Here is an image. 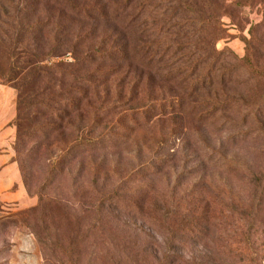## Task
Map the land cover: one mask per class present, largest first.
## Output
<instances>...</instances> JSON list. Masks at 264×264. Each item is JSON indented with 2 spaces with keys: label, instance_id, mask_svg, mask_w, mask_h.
Instances as JSON below:
<instances>
[{
  "label": "rangeland",
  "instance_id": "rangeland-1",
  "mask_svg": "<svg viewBox=\"0 0 264 264\" xmlns=\"http://www.w3.org/2000/svg\"><path fill=\"white\" fill-rule=\"evenodd\" d=\"M68 2L0 0V264H74L56 247L60 239L64 244L70 239L81 260L95 255L82 264H109L107 255L120 264H159L168 252L170 264H264V229L254 237L257 258L252 254L256 249L248 248L239 232V221L249 214L254 174L264 178V137L244 136L253 124L250 119L243 125L242 108L215 111L203 91L189 95L185 81H167L166 73L174 66L147 68L133 50L130 61H124L127 56L116 49L122 30L118 17L127 3L137 23L166 19L171 3L153 0L143 14L129 0H71L80 7H96L84 16L72 12ZM210 11L205 8L203 13ZM232 13L221 19L224 33L216 47L241 58L250 23L263 19V7L255 2ZM76 35L80 57L88 49L104 47L103 58L94 56L75 74L86 76L87 97L65 94L76 102L58 107L60 118L53 120L55 132L50 135L43 126L44 109H25L24 145L17 144V78L2 74L10 55L30 52L28 63L39 58L43 65L65 61L63 94L70 89ZM53 39L64 46H56ZM25 60L20 57L19 65ZM31 121L37 128L31 130ZM82 122L87 135L78 130ZM41 129L45 131L37 136ZM81 137L93 142L89 150L71 152L65 172L46 180L49 160ZM110 193L116 199L99 216L94 203L100 194ZM40 195L47 207L39 208ZM60 197L76 211H62ZM202 218L210 223L207 230L190 233L189 227ZM41 220L54 224L44 245L32 228L43 237ZM173 233L177 236L171 240ZM96 245L100 251L93 249Z\"/></svg>",
  "mask_w": 264,
  "mask_h": 264
},
{
  "label": "trees",
  "instance_id": "trees-1",
  "mask_svg": "<svg viewBox=\"0 0 264 264\" xmlns=\"http://www.w3.org/2000/svg\"><path fill=\"white\" fill-rule=\"evenodd\" d=\"M68 1L72 12L78 15L87 16L88 11L96 9V7H80L72 3L71 0ZM135 1L129 0V2ZM202 1L205 4L201 3ZM152 2L153 0H142L138 3L137 0L133 10L140 8L144 14V12H147L144 11L145 8L150 7L153 4ZM255 2H258L263 7V19L259 22L250 23V35L244 38V56L239 58L230 50H218L216 41L224 33L221 23L222 17L225 15L232 17V10H241L244 6L253 5ZM165 3H171L169 9H166L164 12L167 15L166 19L162 21L147 20L141 23H137L133 19V15L127 11L132 10V6L130 7V4L127 3V10H124L118 17L122 24V30L120 31L121 39L117 40L121 43L116 48L121 56H127V59H124V61H130L133 50L143 60L139 64L147 68H156V64L160 66L159 69L163 70L164 68L174 66V69L168 70L166 73L167 81H173L176 78H180L181 83L185 81V87L189 95L194 94L196 91H203L206 94V99L211 102L210 107L215 111L220 108L225 111L230 106L236 109L242 108L245 110L243 125L248 123L250 119L249 122L253 124V127L248 131L249 133L244 134V136L251 135L254 139H258L260 135L264 137V31L262 35L259 33L260 29L264 28V0H165ZM154 7L157 8L156 5ZM181 7L185 9L182 10ZM205 8L211 10L208 15L203 13ZM97 11L99 10L97 9ZM182 16H185V19ZM140 27H144L146 30L144 31L142 28L140 30ZM144 37L146 39L150 37V39H147L148 41L141 39ZM56 40L53 39V43L56 46H64L61 40ZM79 43L80 35H76L71 45L74 63L72 64L73 69L70 70V75L72 76L70 89L63 94L61 87L62 85L64 86L62 81L64 80L66 71L63 66L69 65L65 61L56 60L49 65H43L39 58L37 60L34 58L32 63H28L31 61V56L33 58V54L30 52L20 55V53L13 51L12 55H10L9 66L2 74H5L4 76L9 78V80L17 78V83H15L18 92L19 108L17 116L19 131L17 144L24 145L22 141L23 130L21 129L28 117L25 114V109L32 108L36 111H40V108L44 109L47 122L43 126L47 135H50L55 132L51 130L54 129L53 120L60 118L58 107L65 106L66 104L73 107V102H76L75 99L68 100L65 94L73 93L78 94L79 98L83 96L87 97V94H85V90L87 89L86 76L75 74L81 72L80 70L84 63L91 60L94 56L103 58L105 55L103 52L104 47L101 44L92 50L88 49L80 57L76 54V48ZM114 48L115 46L113 45L111 49L113 50ZM22 56L27 57L28 61L25 60L19 65L20 57ZM30 83L31 85L28 87ZM58 83L59 90H56L55 88ZM220 92L223 93L221 94ZM226 93L233 94L232 98ZM222 98L228 100L224 101ZM61 101L63 103H60ZM78 109H81V107L79 106ZM81 119L83 120L82 117ZM37 124V122L31 121V130L37 128ZM78 127V130L82 128L85 135L88 134L86 132L88 128L87 124H83L82 122V126L78 124ZM44 129L38 130L40 133L37 136H41L43 134L41 131ZM81 138L82 140L79 142L75 139L72 141L73 143L65 144L62 153L56 156L55 160H49L48 165L51 166V169L47 170L45 174L46 180L53 181L65 172L67 166L64 161L71 152H86L89 150L88 148L92 146L93 142L89 137ZM34 159L31 160L34 161ZM23 172L25 176L26 170L23 169ZM27 174L30 175V171ZM254 177L255 179L251 181L253 193L251 194L252 202L249 214L246 218L239 221V224H241L239 232H242V239L248 245V248H252L253 246L256 249L252 254L257 258L259 257V248L255 245L257 238L254 237L258 230L264 229V178L258 177L257 174H254ZM257 194L261 196L259 199L256 198ZM98 198V202L94 203L95 206L93 205L94 211L96 210V214H99V216H105L104 206L112 205L116 196L113 193L100 194ZM40 199L41 204L39 208L47 207L45 196L40 195ZM57 203L62 207V211L68 213L76 211V207L69 204L68 199L60 197ZM48 213L52 215V213L54 214V210H48ZM224 221V219L220 220V225ZM41 224V228L44 231L43 237L34 230L33 226L32 228L38 242L44 245V242L49 240V231L54 228V224L53 221L47 223L43 220H41ZM209 224L208 220L202 218L194 227H192L193 225L189 227V232L194 233L192 230H198V232L200 230L201 233L202 228L207 230ZM62 232L66 236V231L62 230ZM183 235L185 234L183 233ZM176 236V233H173L169 237H171V240H174ZM69 243H71L70 239L66 244L60 239L56 245L61 251L60 254L66 260L70 258L75 261L74 264H82L86 257L92 259L95 256L93 253H90L81 260L79 258L80 253L73 246H69ZM47 245L48 243L45 247ZM171 247L172 243L169 242L168 248L170 249ZM93 249L95 251L101 250L98 245L93 247ZM105 258L109 264L121 263V261L117 263L109 255ZM169 259L170 252L166 253L159 264H170ZM255 261L256 259H254ZM104 263L106 262H102V264Z\"/></svg>",
  "mask_w": 264,
  "mask_h": 264
}]
</instances>
